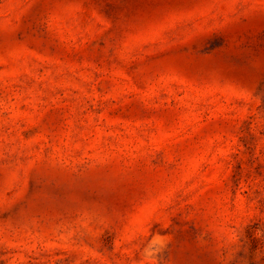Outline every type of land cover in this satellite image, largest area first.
<instances>
[{"label": "rangeland", "instance_id": "obj_1", "mask_svg": "<svg viewBox=\"0 0 264 264\" xmlns=\"http://www.w3.org/2000/svg\"><path fill=\"white\" fill-rule=\"evenodd\" d=\"M0 264H264V0H0Z\"/></svg>", "mask_w": 264, "mask_h": 264}]
</instances>
